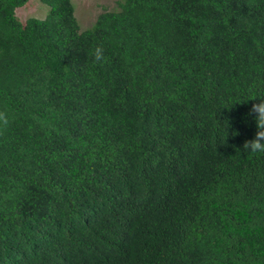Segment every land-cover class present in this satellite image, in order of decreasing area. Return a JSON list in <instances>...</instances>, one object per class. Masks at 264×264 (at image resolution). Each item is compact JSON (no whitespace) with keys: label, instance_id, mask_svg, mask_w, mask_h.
<instances>
[{"label":"trees","instance_id":"trees-1","mask_svg":"<svg viewBox=\"0 0 264 264\" xmlns=\"http://www.w3.org/2000/svg\"><path fill=\"white\" fill-rule=\"evenodd\" d=\"M29 1L0 0V264H264V0Z\"/></svg>","mask_w":264,"mask_h":264},{"label":"rangeland","instance_id":"rangeland-1","mask_svg":"<svg viewBox=\"0 0 264 264\" xmlns=\"http://www.w3.org/2000/svg\"><path fill=\"white\" fill-rule=\"evenodd\" d=\"M75 5V13L82 28L87 29L105 9L115 10L120 0H72ZM48 6L41 0H30L26 5L17 8V17L25 22L30 17L45 18Z\"/></svg>","mask_w":264,"mask_h":264},{"label":"clouds","instance_id":"clouds-1","mask_svg":"<svg viewBox=\"0 0 264 264\" xmlns=\"http://www.w3.org/2000/svg\"><path fill=\"white\" fill-rule=\"evenodd\" d=\"M97 58H100V53L99 50H97ZM261 111H264V106L261 107ZM258 135H264V133H260ZM252 149L257 150L259 149L260 151H264V144H261L259 141H255L252 143Z\"/></svg>","mask_w":264,"mask_h":264}]
</instances>
